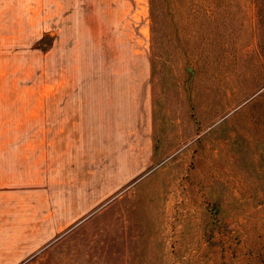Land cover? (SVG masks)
<instances>
[{"label":"rangeland","instance_id":"rangeland-1","mask_svg":"<svg viewBox=\"0 0 264 264\" xmlns=\"http://www.w3.org/2000/svg\"><path fill=\"white\" fill-rule=\"evenodd\" d=\"M5 158L23 264H264V0H0Z\"/></svg>","mask_w":264,"mask_h":264},{"label":"crops","instance_id":"crops-1","mask_svg":"<svg viewBox=\"0 0 264 264\" xmlns=\"http://www.w3.org/2000/svg\"><path fill=\"white\" fill-rule=\"evenodd\" d=\"M9 162L14 161L0 159V264H23L26 260L25 192L17 188L20 180L7 178L16 169L17 175L20 174V168L11 167ZM10 184L15 187H9Z\"/></svg>","mask_w":264,"mask_h":264}]
</instances>
